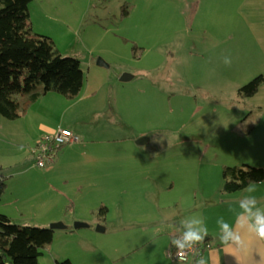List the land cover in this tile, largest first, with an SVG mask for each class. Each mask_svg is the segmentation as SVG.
I'll return each mask as SVG.
<instances>
[{"label":"rangeland","instance_id":"rangeland-1","mask_svg":"<svg viewBox=\"0 0 264 264\" xmlns=\"http://www.w3.org/2000/svg\"><path fill=\"white\" fill-rule=\"evenodd\" d=\"M245 7L264 11V5L248 0L29 1L33 30L49 35L62 53L77 57L84 72L77 96L49 89L26 118L0 116L4 133H11V120L26 121L25 138L17 146L0 141L7 181L0 211L20 224L49 226L56 220L48 213L62 216L57 220L67 224L54 228L52 240L42 247L43 264H186L190 258L173 260L164 243L158 241L154 249L152 240L145 239L161 215L152 211L155 195L163 196L161 206L180 196L181 210L189 216L198 215L190 214L195 190L197 198L216 191L234 198L247 195L241 192L244 187L222 190L225 164L264 165V118L256 111L246 118L249 111L238 108L243 107L238 88L259 74L260 63H223L234 45L237 53L246 47L244 36L231 27L242 23ZM251 52L256 54V48ZM99 57L103 63L97 62ZM123 72L133 76L121 79ZM130 124L136 126L130 138L116 137ZM59 125L98 136L92 151L108 145L107 152L123 154L116 169L122 175L88 174L95 167L80 161L38 165L31 153L33 138L39 130ZM139 129L147 130L149 140L136 142L139 136L133 135ZM85 147L72 146L69 156L83 160ZM254 182L263 192L254 194L258 206L264 208V180ZM23 186L29 194H20L22 199ZM71 198L77 200L75 206ZM103 205L106 211L100 212ZM72 214L86 218L73 219ZM75 220L88 225L74 227ZM98 225L107 228L98 230Z\"/></svg>","mask_w":264,"mask_h":264},{"label":"trees","instance_id":"trees-1","mask_svg":"<svg viewBox=\"0 0 264 264\" xmlns=\"http://www.w3.org/2000/svg\"><path fill=\"white\" fill-rule=\"evenodd\" d=\"M29 1L0 0V116L10 119L22 116L49 89L69 98L77 96L84 81L80 60L62 53L49 35L33 30ZM122 14H126L125 10ZM263 82L264 73H259L242 84L238 93L251 95ZM42 135L35 140V145ZM64 144L56 148L55 159ZM222 172V190L227 192L264 180V165L225 164ZM6 186V176L0 166V194ZM106 208L101 206L100 212ZM53 232L51 226L20 224L0 211V264H43L42 247L52 240ZM206 241L210 242L209 238Z\"/></svg>","mask_w":264,"mask_h":264},{"label":"crops","instance_id":"crops-1","mask_svg":"<svg viewBox=\"0 0 264 264\" xmlns=\"http://www.w3.org/2000/svg\"><path fill=\"white\" fill-rule=\"evenodd\" d=\"M248 1L254 4L257 3L261 6L264 5V0H248ZM245 9L246 10L243 12L242 10H240L241 16H242V20L240 19V21H242V23L232 25L231 27L234 29H237L235 31L236 33H240L242 36H244L246 47L242 52L237 53L234 51L237 48V46L234 45V48H232L229 51L228 55H230L232 58L231 65L246 64L252 61H256L260 63V68L256 69L257 73H264V11L262 12L263 14L262 15L261 13L258 14L256 10L254 11L251 8L245 7ZM246 28H248L250 31V34L248 35H247V32L245 31ZM228 38H231V35H229ZM252 47L256 48V54H253L251 52ZM239 96L241 99L240 102L242 103L243 107L239 105L238 108L239 109L241 108L244 111H249L248 112L249 114L246 116V118L251 117L254 111L259 113L260 119L264 118V82L259 86V88L253 94L248 95V96L239 94ZM34 103L35 101L29 106V108L23 114V116H20L17 118H26V116H28V114H30V112L32 111V106ZM18 120H22V119H18ZM2 122L4 121L0 119V123ZM11 122L12 123L8 125L9 128L11 129V133H6V132L4 133L0 130V141L10 142V145L14 147V146H17L18 140L25 138L23 137L22 133L24 132V129H25L24 128L25 126L23 125V123H25L26 121L11 120ZM15 122H19V123H15ZM247 122H249V120H247ZM59 126H63V125H59ZM12 127L14 129L13 131H12ZM64 127H69L76 134L80 135L81 137L79 136L80 138L79 142L81 143L78 142L75 145L74 143L75 141L74 142L72 141V142L66 143V145L64 144L57 152V156H56L57 160L55 161V163L62 162V161L70 162V163L78 162V161L82 163L88 162L87 163L88 167L91 166V167H95L96 169V170L86 171L85 173H88V174H90L91 171H93L95 174H97L98 171H100L101 173H114L116 172V169L121 168L122 163H123V154L119 153L118 151H113L112 153L107 152L106 149L108 148V145H105L104 147H101V148L99 147L96 149V151H92L94 149L93 146H95L98 143L97 142L98 136L97 137L92 136V138H90L89 135H86V132H83L80 129L76 130L72 128L71 126H64ZM252 127H254V124ZM41 131L42 130H39V132L35 136L36 138H33V139L36 140L40 135H42L43 133H41ZM134 131H136V126L131 127V124L122 126L121 135L116 136V137L128 139L130 138V136H132L131 133H133ZM138 131H140V133L137 135H133V138L135 139L139 136L136 139V142L142 143V142H139L138 139L142 136H145L147 130L139 129ZM105 137H106V140L109 141L110 137L107 135ZM112 137L116 138L115 136H112ZM9 138H12V140H9ZM100 139L103 141L104 136L101 135ZM116 139H119V138H116ZM147 140H149L148 137H146L143 142H146ZM82 143L86 145V147L82 151L83 160L78 159V158H73L74 155L70 157L69 152L71 153L72 146L79 147L82 145ZM112 144H116V143H112ZM32 145H30V147ZM92 157H97L98 161L92 160ZM109 158L111 159L110 161H109ZM80 162H79V166L81 165ZM125 162H127V160H125ZM113 175H118L116 177H119V175H122V173L116 172ZM113 175H110V176H113ZM173 184H174V181H171L169 186H172ZM25 186L29 189V193L33 191V190L31 191L29 185H25ZM258 186L259 185L256 184V192L253 193V195L258 194V193H261V194L263 193L262 190ZM244 189L245 187L242 189L241 191L242 193ZM216 192L217 194H203V195L201 194V197L197 198L199 196L198 194H196L197 191L195 190L193 194V197L195 199V205L193 206V208H191L193 210L190 213V214H194L197 212L199 216H202L209 229V233L206 239L209 238V241L212 243V246L203 251L202 257L205 260V264H264V241L257 239L254 235L243 233L244 240L247 245L246 252L237 250L234 246L228 247V246L221 245V243L218 240L219 229L216 224V220L218 217L223 216L225 220H227L229 223L235 226L236 218H235V213L232 211V209H234L235 211H239L238 201L241 197L234 198L231 195L232 193L225 194L222 192L220 193L218 191ZM22 193H27L25 195L29 194L26 191V188L24 186H23V191H21L19 195ZM20 196L22 199L24 198L23 195H20ZM67 196L69 195L67 194ZM162 197L163 196H157V194L155 195V200L153 202V210H152V211L155 210L161 214V215L159 214L160 219H158L157 221L154 219L155 223L152 222L153 220L149 222V223L156 224L155 226H158V227L154 231H152V233L147 234V238L145 239L152 240V246L155 245L154 249H156L158 241L160 243H164L163 250L165 251L166 248L168 249V244L170 245L171 238L174 235L179 234L178 225H179L180 220L184 217L189 216V214H187L188 213L187 210H186L187 213L186 211L181 210L182 205L180 204L181 202L180 196L179 197L176 196L175 200H174V197H172L168 203L166 204L163 203V205L161 206L160 201ZM71 200L73 201L72 202L73 206H75L77 200L75 201L74 198H71ZM36 204H37L36 207L40 206L38 205L37 202ZM138 209L143 210V208L141 207H139ZM175 210L177 211L174 212ZM149 212H146V213L143 212V214L145 215L147 213L150 214ZM18 213H19L18 216L23 215L21 214V210H19ZM22 213H27V212L22 211ZM155 215H157V213ZM204 216H206L207 218L210 217L209 218L210 221L207 222ZM47 217H50L51 220H56V221H58L57 219L59 218H63L60 215H57V214L51 215L49 213L47 214ZM72 217L73 219L86 218V216H75L74 214H72ZM150 217L151 216H148L147 220ZM214 225H216L215 226L216 228H213ZM106 228L107 226H105V229ZM149 228L151 229V227H147V231L150 230ZM196 259L197 258H190L188 260L189 262H187L186 264H195Z\"/></svg>","mask_w":264,"mask_h":264},{"label":"clouds","instance_id":"clouds-1","mask_svg":"<svg viewBox=\"0 0 264 264\" xmlns=\"http://www.w3.org/2000/svg\"><path fill=\"white\" fill-rule=\"evenodd\" d=\"M223 63L230 66L232 58L230 55L223 57ZM243 195L238 201L239 211L235 213L236 225L229 223L223 216L218 217L216 224L219 229L218 240L221 245L235 247L240 251H247V245L243 233L254 235L257 239L264 241V208L258 206V200L253 193L256 192V183L249 182L245 187ZM179 234L170 240L171 247L180 255L188 250L195 249L202 244L208 236L209 229L202 216H187L180 220ZM195 264H205L202 256L195 260Z\"/></svg>","mask_w":264,"mask_h":264},{"label":"built area","instance_id":"built-area-1","mask_svg":"<svg viewBox=\"0 0 264 264\" xmlns=\"http://www.w3.org/2000/svg\"><path fill=\"white\" fill-rule=\"evenodd\" d=\"M77 134L69 127L59 126L55 130L46 131L36 145L31 146V153L34 154L35 162L40 166H45L55 160L56 148L63 144L76 141ZM178 235V234H176ZM174 235V236H176ZM173 236V237H174ZM211 246L210 242H203L198 247L188 250L183 255H180L174 248L169 245L167 249L168 254L172 259L188 260L189 258H199L203 251Z\"/></svg>","mask_w":264,"mask_h":264},{"label":"water","instance_id":"water-1","mask_svg":"<svg viewBox=\"0 0 264 264\" xmlns=\"http://www.w3.org/2000/svg\"><path fill=\"white\" fill-rule=\"evenodd\" d=\"M97 62L98 63H103L104 61L99 57L97 59ZM131 76H132V74H130L128 72H123L122 75L120 76V78L121 79H128ZM145 138H146L145 136H142V137H140L138 139V141L139 142H143L145 140ZM86 225H88V223L85 222V221H82V220H75L74 221V227H80V226H86ZM49 226H51L52 228H56V227L65 228V227H67V224L64 223V222H62L61 220H58V221L51 222ZM97 229L104 230L105 229V226L104 225H102V226L98 225Z\"/></svg>","mask_w":264,"mask_h":264}]
</instances>
